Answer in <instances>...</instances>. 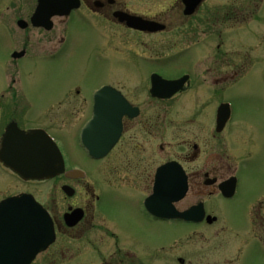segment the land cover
<instances>
[{"label":"flooded vegetation","instance_id":"1","mask_svg":"<svg viewBox=\"0 0 264 264\" xmlns=\"http://www.w3.org/2000/svg\"><path fill=\"white\" fill-rule=\"evenodd\" d=\"M263 3L264 0H0V10L14 20L23 36L21 46L12 54L14 61L37 51L64 56L77 42L75 35L91 29L101 35L105 48L100 50L104 53L108 46L112 52L125 54L132 64L136 62L134 58L141 62L135 63V74L125 76L117 71L111 82L91 93L109 85L123 94L132 112H137L122 117L117 141L99 157L91 155L82 142L83 127L94 108L93 95L88 105L81 85L64 95L55 113L43 123L32 120L33 102L18 93L15 78L0 95V147L4 143L15 145L21 131L42 129L64 158L65 170L44 180L24 179L0 160L3 184L59 182L54 186L61 189L62 199H49L29 189H13L0 198L30 193L46 208L55 239L44 251L45 264H264V188L240 206L232 203L237 196L243 153L250 148L254 136L250 131L236 129L234 103L217 94L244 76L245 54L237 49L235 59L230 53L234 50L231 45L245 46V39L237 40L238 34L252 22H264ZM128 19L144 27L132 26ZM150 39L158 42L149 43ZM168 40L179 45L174 53L162 51L170 46ZM182 42L187 43L181 46ZM199 47L203 51L197 53L199 58L193 65L173 72L166 70L167 56ZM72 57L74 54L68 61ZM154 75L166 79L189 77L184 90L165 99L152 95ZM184 94L196 95L192 105L183 103L174 109L167 122L170 112L164 102L174 98L181 101ZM52 128L61 129L64 136H57ZM67 133L86 163L69 153ZM114 133L115 127L106 134L111 138ZM170 133L172 137L166 140ZM153 151L162 159L154 173L157 154ZM107 161L110 164L103 171L98 164ZM170 161L183 167L188 181L187 192L174 203L175 208L178 212L193 208L197 220L166 218L160 211L151 213L145 204L153 192L158 167ZM91 166H96L100 177ZM72 170L76 171L71 173ZM233 178V186L230 182L223 185ZM107 187L117 192L111 195ZM125 188L130 189L127 192L131 204L120 209L116 204L120 197L127 198ZM224 189L232 193L225 195ZM149 229L154 235L148 233Z\"/></svg>","mask_w":264,"mask_h":264},{"label":"rangeland","instance_id":"2","mask_svg":"<svg viewBox=\"0 0 264 264\" xmlns=\"http://www.w3.org/2000/svg\"><path fill=\"white\" fill-rule=\"evenodd\" d=\"M261 9L264 11V3ZM246 22L251 21L247 19ZM245 29V31L238 34L237 39L239 42L240 39H245V46L237 47L231 45L234 50L230 51L235 59L238 54L237 49H241V54L242 52L245 54V74L238 82L230 83L231 85L229 87L217 93L234 103L235 124H238L239 127H236V129L245 130L246 132L250 131L254 136L250 148L246 147L245 153H243V162H241L238 173V191L236 199L232 203L239 206L246 198L253 199L258 195L259 188H264V37H262L264 36V22H252ZM22 37V32L16 28L14 20L0 10V95L9 89L11 80L15 78V86L18 93L30 97L33 102L31 108L33 113L32 120L36 123H43L52 117L56 111L58 101L62 100L64 95L69 94L75 85L82 86L85 93L82 96L89 99L88 105H90V99L93 95L91 93L94 89L105 82H111L113 74L116 73L117 75V71H120L125 76L132 73L135 74L137 70L135 63H141L139 62L140 58H134L136 62L133 65L125 54L123 56V54L112 52L108 46L106 47V53H104V50H100L105 48L101 35L91 29L75 35L77 42L71 45L69 51L64 56H51L47 53L37 51L30 52V54L23 58L14 61L12 54L15 49L21 46ZM200 37H203V35ZM156 42L158 41L153 39L149 40V43ZM168 42H170V46L162 51H165V54L168 52L174 53L179 45L174 40H168ZM213 42L215 41L213 40ZM186 43L182 42L181 46H184ZM260 43L263 44L261 45ZM101 45L104 47H101ZM202 51L201 47H199L191 51L189 50L184 54L167 56L166 63L168 65L166 70L173 72L193 65L194 61L199 58L197 53H201ZM151 52L153 53L155 51ZM73 54L74 57L68 61V58ZM170 58L172 59L170 60ZM125 71L126 74L123 73ZM195 97L196 95L193 94H184L180 98L181 101H179V98L165 101L164 106L167 112H170L167 122L173 117L174 109L181 107L183 103L192 105V100ZM52 132L61 138L64 136L61 129L54 130L52 128ZM65 137L70 142L68 143L69 153L75 155L78 159L80 158L84 163L85 160L80 155L79 150L70 141L72 138L70 133H67ZM171 137L172 134L170 133L166 137V140H170ZM151 151L150 154H152ZM160 161L162 159L157 154V160L152 168L153 173L156 165ZM109 164L110 162L107 161V163L98 165H101L104 171L106 170V165ZM91 169L94 172L98 171H96V166H91ZM96 176L100 177L98 172ZM152 178L153 176H151L149 184H151ZM6 182L8 181H5L4 184L0 182V198L11 193L13 189H17V191H19L18 189H29L41 196L49 197V199L53 196L62 199L61 189L58 186H54V183H59L58 180L30 183H22L19 181L13 183ZM107 188V191L110 192L111 187ZM128 190L130 189L125 188L127 198L120 197V200L117 201V208L125 209L131 204V201L128 199ZM115 192L117 191H112L111 195H114ZM107 204L111 206L109 199ZM108 218L110 219V217ZM148 233L154 235L150 229ZM46 258L47 252H43L33 264H45ZM57 264L69 263L63 261V263L57 262ZM71 264L77 263L71 261Z\"/></svg>","mask_w":264,"mask_h":264},{"label":"water","instance_id":"3","mask_svg":"<svg viewBox=\"0 0 264 264\" xmlns=\"http://www.w3.org/2000/svg\"><path fill=\"white\" fill-rule=\"evenodd\" d=\"M59 13H62L61 11ZM135 27L142 24L128 19ZM156 78H155V77ZM151 87L153 96L169 98L179 90L187 76L180 79H164L154 75ZM132 106L118 91L104 86L94 94V111L82 132V140L95 156L105 155L117 141L125 114L131 116ZM222 108V106H221ZM221 115V110L219 111ZM116 128L113 137H107L111 128ZM100 131V132H99ZM15 145L6 143L0 147V160L19 173L24 179H46L64 171V160L56 143L40 129L21 131ZM10 136V132L6 137ZM108 140V143H104ZM234 180L228 182L234 185ZM188 189L187 175L177 161L161 165L156 172L154 192L146 199L152 213L160 211L165 217H183L197 220L193 208L178 212L174 203L184 197ZM230 195L232 190H223ZM55 239L53 221L46 209L31 194H21L0 201V264H30L38 253L44 251Z\"/></svg>","mask_w":264,"mask_h":264}]
</instances>
